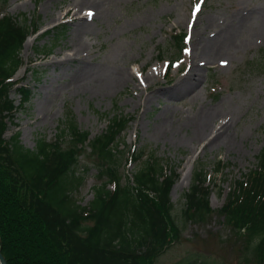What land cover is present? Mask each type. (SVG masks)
Masks as SVG:
<instances>
[{
  "label": "rangeland",
  "instance_id": "374dc122",
  "mask_svg": "<svg viewBox=\"0 0 264 264\" xmlns=\"http://www.w3.org/2000/svg\"><path fill=\"white\" fill-rule=\"evenodd\" d=\"M46 1L8 0L5 9L14 17L25 14L34 28L38 27V32L29 36L33 43L24 45L20 52L24 65L13 77L17 84L10 93L17 109L7 119L5 139L19 132L21 144L34 150L40 139L53 142L58 138L60 124L69 114L81 131L90 133V139L107 128L106 114L133 117L118 140L115 160L123 184L132 183L152 154L167 168L174 167L180 177L189 161L191 166L189 185L183 190L174 188L178 179L171 191V212L180 228L178 239L156 264H260L247 249L249 235L233 230L217 210L234 183L256 168L264 148V0H204L195 19L199 0H109L103 13L91 20V31L81 35L89 44L82 59L87 63L91 61L88 55L96 58L92 61L95 74L130 69L135 84L107 92L96 91L88 78L75 74L78 61L62 60L72 52L73 26L66 17L56 22L53 18L77 0H54L49 6ZM242 11L253 13L235 36L225 29L218 34ZM208 20L213 24L206 28ZM63 23V37L56 40L53 32L47 34ZM178 33L188 34L187 50L167 73L165 60L177 56L172 36ZM202 39L210 42L209 50L218 51L214 59L203 60L202 79L186 94L166 95L164 92L173 90L190 70L189 58ZM136 70L149 87L140 84ZM148 71L154 79L147 78ZM22 86L32 90L25 104L17 90ZM203 106L218 109L224 117L220 121H229L220 144L210 146L203 135H196L195 113ZM62 147L76 148L69 136L63 139ZM77 149L76 174L84 177V183L72 195L81 206H89L99 185V171L107 161L89 144ZM219 162L223 169L216 173ZM197 168L207 175L214 209L198 222L184 217V194Z\"/></svg>",
  "mask_w": 264,
  "mask_h": 264
},
{
  "label": "trees",
  "instance_id": "16d2710c",
  "mask_svg": "<svg viewBox=\"0 0 264 264\" xmlns=\"http://www.w3.org/2000/svg\"><path fill=\"white\" fill-rule=\"evenodd\" d=\"M7 4L0 0V247L8 264H156L180 233L171 212V190L179 174L152 154L133 182L123 184L115 160L118 140L133 117L106 114L108 126L93 140L70 115L55 141L40 139L34 150L21 144L19 132L5 139L7 119L16 110L11 79L23 64L20 52L33 26L25 14L21 22L7 14ZM56 31L59 39L64 31ZM184 36L173 37L177 55ZM17 90L22 103L28 102L32 91ZM67 136L76 148L62 147ZM87 142L107 166L99 171L94 199L83 207L72 193L84 183L76 174L77 148ZM222 169L219 162L216 173ZM207 181L197 168L185 193V220L198 222L214 212ZM219 212L233 230L249 235V253L264 264V148L256 168L234 183Z\"/></svg>",
  "mask_w": 264,
  "mask_h": 264
},
{
  "label": "bare ground",
  "instance_id": "6f19581e",
  "mask_svg": "<svg viewBox=\"0 0 264 264\" xmlns=\"http://www.w3.org/2000/svg\"><path fill=\"white\" fill-rule=\"evenodd\" d=\"M109 0H77L75 5H70L65 7L62 10H58L53 18L56 22L61 18H68V22L70 26H73V30L71 31V35L73 36L74 42H72V46L70 47L71 53H66L62 60L64 61H78L80 65L76 67L75 74L82 78H88L89 86L94 85L96 87V91L107 92L110 90H116L115 87H119L121 85H127L128 83L135 84V79L133 78V74L130 69L125 71H116L114 74L111 72L109 74H95L97 71L96 67L92 63L95 60V57L88 55L91 59L90 62H85L82 59V55L88 54V42H84L81 39L82 34H86L91 31V20L94 19L96 15L103 13V8L105 4H107ZM54 0H47L46 6H49ZM93 13L94 15L89 16V13ZM253 13V11H252ZM249 11H242L237 13L235 16L231 18L230 26L227 25L226 28L220 29L218 34H221L224 29L228 31L229 34L235 36L237 30L243 28L244 25L249 21L251 14ZM213 24L212 20H208L206 23V28ZM228 28V29H227ZM34 39L32 37L27 38L25 41V46H29L33 43ZM210 42L206 40L203 42H198L196 44V48L194 52H192V56L190 59V70L187 72L186 76L183 80L173 89L166 91V95L170 97H176L182 94H186L191 91L202 79L201 69L206 66V63H203L204 59H214L218 51L215 49L209 50ZM107 64V63H105ZM104 64V66H105ZM54 66V63H52ZM62 66V65H61ZM138 70L134 72L137 80L144 87H149V84H145L142 81H145V77L141 79L138 75ZM142 71V70H139ZM75 78V77H74ZM147 78L152 80L154 79L153 75L147 72ZM76 79V78H75ZM84 82H81L83 84ZM149 101V98L146 100ZM221 118H224L222 114L215 108H207L206 106L200 107L195 113V121L197 125L196 135H203L206 140H209V145L213 146L215 144H220L222 139H225V133L227 129V125L229 121H220ZM158 124V122H157ZM162 126L164 125L161 124ZM159 126V125H157ZM161 126V127H162ZM191 175V166L190 161L187 163L186 169L182 172L181 177L175 184L174 188L178 187L180 189H184L189 185ZM1 264V263H0Z\"/></svg>",
  "mask_w": 264,
  "mask_h": 264
},
{
  "label": "snow or ice",
  "instance_id": "6c2138e0",
  "mask_svg": "<svg viewBox=\"0 0 264 264\" xmlns=\"http://www.w3.org/2000/svg\"><path fill=\"white\" fill-rule=\"evenodd\" d=\"M204 3V0H199V3H197L196 5H195V9H194V12H193V19H195L196 18V16H197V14L201 11V5ZM89 16H92V15H94L93 13H89L88 14ZM190 27H191V25H190ZM222 63H225L226 64V61H223Z\"/></svg>",
  "mask_w": 264,
  "mask_h": 264
},
{
  "label": "water",
  "instance_id": "95a60500",
  "mask_svg": "<svg viewBox=\"0 0 264 264\" xmlns=\"http://www.w3.org/2000/svg\"><path fill=\"white\" fill-rule=\"evenodd\" d=\"M0 262H1V264H7V261H6L5 257L3 256L1 250H0Z\"/></svg>",
  "mask_w": 264,
  "mask_h": 264
}]
</instances>
